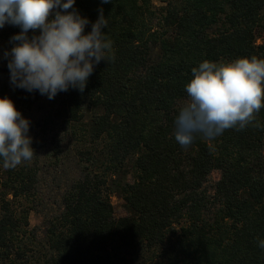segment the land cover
Returning <instances> with one entry per match:
<instances>
[{"label": "trees", "instance_id": "trees-1", "mask_svg": "<svg viewBox=\"0 0 264 264\" xmlns=\"http://www.w3.org/2000/svg\"><path fill=\"white\" fill-rule=\"evenodd\" d=\"M74 8L89 20L85 34L103 9L115 58L94 66L83 92L69 88L40 108L29 126L39 130L33 163L6 169L0 157V264L32 258L27 218L35 155L45 149L52 167L73 151L76 167L43 224L40 264H264V106L243 130L198 134L186 149L174 137L193 67L264 59V0H76ZM20 31L0 28V97L22 114L41 94L10 83L4 53ZM112 196L126 216L115 217Z\"/></svg>", "mask_w": 264, "mask_h": 264}, {"label": "clouds", "instance_id": "clouds-1", "mask_svg": "<svg viewBox=\"0 0 264 264\" xmlns=\"http://www.w3.org/2000/svg\"><path fill=\"white\" fill-rule=\"evenodd\" d=\"M76 0H0V28L5 24L21 31L11 37L8 58L10 83L28 92L39 91L48 99L69 88L83 92L94 66L114 60L112 40L102 31L109 26L100 9L91 31L74 8ZM111 0H101L110 3ZM39 35L29 37V31ZM185 85L188 102L175 118L174 137L182 148L196 136L213 140L227 129H245L264 106V59L240 57L216 63L204 60L191 69ZM30 121L7 96L0 98V157L6 169L30 161L35 150L29 136ZM259 126V125H256ZM264 249V240H259Z\"/></svg>", "mask_w": 264, "mask_h": 264}, {"label": "rangeland", "instance_id": "rangeland-1", "mask_svg": "<svg viewBox=\"0 0 264 264\" xmlns=\"http://www.w3.org/2000/svg\"><path fill=\"white\" fill-rule=\"evenodd\" d=\"M35 35H39V30L35 32ZM260 41H258V44ZM1 44V43H0ZM9 95H3L2 97ZM33 98V97H32ZM38 101H34V105L30 110L24 111L22 116L30 121V126L35 123L34 121L40 116V108L46 104H51V101L54 99H48L46 95H38ZM38 128L31 129L29 131V136L31 138H36L38 135ZM65 140L62 142V145L65 147H69L72 145L66 144ZM63 148V149H64ZM69 155H65L66 161L61 164L60 167H52L51 161L48 158L49 151L43 150L39 151L35 157L37 161V167L39 169L38 173V183H37V197L35 199V210H32L28 213V231L29 240H26V247H30L33 250L32 258L27 256L28 262L26 264H40L42 263L41 259L44 254H46L45 246V227L43 226L46 218L53 217L56 215V211L60 205L61 195L64 193L66 188L69 185V178L74 175V167H76V162L74 160L75 156L72 153H68ZM30 162H34L32 158ZM32 165V164H30ZM78 174V173H77ZM76 174V175H77ZM75 175V176H76ZM76 178V177H75ZM74 179V178H73ZM219 179V175L217 172H213L209 178V181L206 184L205 188H208L209 192L211 191L212 185ZM128 181L130 178L128 177ZM211 193V192H210ZM111 202L114 208L115 217L120 218L124 217L127 214L123 208V203L116 196L111 197ZM18 208V207H17ZM30 253V252H29ZM34 259L40 260L34 261ZM40 262V263H39Z\"/></svg>", "mask_w": 264, "mask_h": 264}]
</instances>
